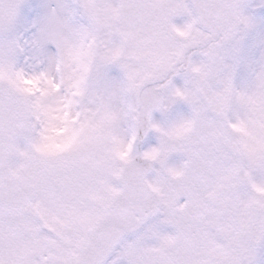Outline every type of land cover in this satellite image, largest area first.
I'll return each mask as SVG.
<instances>
[{"label": "snow or ice", "instance_id": "1", "mask_svg": "<svg viewBox=\"0 0 264 264\" xmlns=\"http://www.w3.org/2000/svg\"><path fill=\"white\" fill-rule=\"evenodd\" d=\"M0 264H264V0H0Z\"/></svg>", "mask_w": 264, "mask_h": 264}]
</instances>
